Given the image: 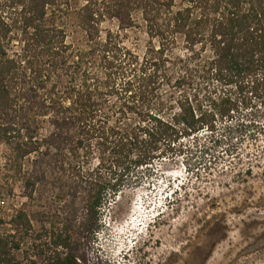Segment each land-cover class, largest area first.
<instances>
[{
  "label": "trees",
  "instance_id": "16d2710c",
  "mask_svg": "<svg viewBox=\"0 0 264 264\" xmlns=\"http://www.w3.org/2000/svg\"><path fill=\"white\" fill-rule=\"evenodd\" d=\"M137 15L150 39L142 58L117 33L100 35L103 21L126 30ZM72 32L81 47L67 43ZM177 42L188 62L172 56ZM174 69L182 76L175 84L205 76L264 104V0H0V141L9 163L21 170L31 155L55 150L57 175L78 183L86 211L100 221L126 185L157 177L139 170L175 159L184 139L214 131L237 111L228 90L166 104L161 88ZM89 161L96 164L84 170ZM9 225L0 233V264H21L20 233L32 227L23 211ZM71 245L70 235L51 239L46 264H79Z\"/></svg>",
  "mask_w": 264,
  "mask_h": 264
},
{
  "label": "rangeland",
  "instance_id": "374dc122",
  "mask_svg": "<svg viewBox=\"0 0 264 264\" xmlns=\"http://www.w3.org/2000/svg\"><path fill=\"white\" fill-rule=\"evenodd\" d=\"M135 20L126 30L115 20L103 21L100 35L117 33L122 47L142 58L150 39L138 15ZM79 37L72 32L67 43L79 48ZM189 55L181 42L172 49L173 57ZM179 73L174 69L170 83L161 88L166 104L194 95L219 97L228 90L237 111L214 131L184 139L175 159L139 170L157 177L126 185L103 209L100 221L86 211L78 183L58 176L55 150L31 155L20 170L9 163L10 148L0 141V233L12 230L9 220L19 211L32 227L27 237L20 233L24 240L15 256L21 264H46L51 239L66 235L72 236L71 252L79 264H264V104L246 92L236 94L233 86L221 89L205 76L175 84ZM41 120L46 136L51 125ZM77 161L81 167V156ZM93 162L83 163V169H91ZM27 179L33 186H25ZM129 223L134 230L121 255L113 240Z\"/></svg>",
  "mask_w": 264,
  "mask_h": 264
},
{
  "label": "bare ground",
  "instance_id": "6f19581e",
  "mask_svg": "<svg viewBox=\"0 0 264 264\" xmlns=\"http://www.w3.org/2000/svg\"><path fill=\"white\" fill-rule=\"evenodd\" d=\"M129 227H130V223L128 225H123L122 230L119 231L115 235L117 238L115 240H113V241L119 243L118 245H120V254L121 255L124 253V251H126V248H127L126 245L128 244V238L131 237L130 234L133 232L132 230H134L133 228H129ZM138 237H139V235L137 236V238ZM139 240H140V238H139ZM131 251H132V248L130 250H128L125 255H127V253H130Z\"/></svg>",
  "mask_w": 264,
  "mask_h": 264
}]
</instances>
